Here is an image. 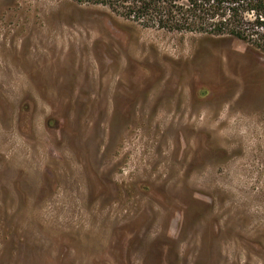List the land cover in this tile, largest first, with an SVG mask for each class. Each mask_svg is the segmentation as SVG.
I'll list each match as a JSON object with an SVG mask.
<instances>
[{
    "label": "rangeland",
    "instance_id": "rangeland-1",
    "mask_svg": "<svg viewBox=\"0 0 264 264\" xmlns=\"http://www.w3.org/2000/svg\"><path fill=\"white\" fill-rule=\"evenodd\" d=\"M0 264H264V55L0 0Z\"/></svg>",
    "mask_w": 264,
    "mask_h": 264
},
{
    "label": "trees",
    "instance_id": "trees-1",
    "mask_svg": "<svg viewBox=\"0 0 264 264\" xmlns=\"http://www.w3.org/2000/svg\"><path fill=\"white\" fill-rule=\"evenodd\" d=\"M144 27L234 38L264 55V0H76Z\"/></svg>",
    "mask_w": 264,
    "mask_h": 264
}]
</instances>
